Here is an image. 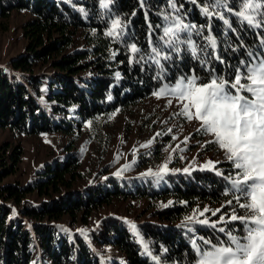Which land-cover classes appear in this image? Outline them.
Instances as JSON below:
<instances>
[{"label":"trees","instance_id":"trees-1","mask_svg":"<svg viewBox=\"0 0 264 264\" xmlns=\"http://www.w3.org/2000/svg\"><path fill=\"white\" fill-rule=\"evenodd\" d=\"M234 5L236 0H228L227 8H215L206 16L205 0H176L178 12L170 0H113L107 9L100 0H0V24L13 11L31 16L24 24L27 52L11 62L20 76L0 69V131L21 136L59 133L68 139L59 159L37 171L36 181L26 186L0 184V264H189L195 259L193 239L215 242L225 238L220 227L243 229L239 221L218 222L222 215L227 221L236 208L235 202L228 204L232 194L225 176L234 171L229 161L219 162L213 170L188 166L192 169L185 173L179 152L168 157L164 143L150 152L148 163L135 167L153 169L167 163L169 172L162 178L107 176L105 169L100 171L103 179L80 186L88 176L81 174L83 155L75 145L79 131L86 129L102 147V120L117 111L128 112L182 75L206 78L215 69V74L228 77L241 60L251 59L249 53H264V27L240 22L229 11ZM173 17L196 26L190 37L199 59L186 41L177 45L179 53L171 52L172 59L157 65L152 48L159 42L165 52L171 51L163 28ZM115 19L125 25L118 38L108 35ZM188 35L181 33L182 38ZM209 36L216 40L215 48ZM133 44L140 52H131ZM53 55L58 57L49 62L51 71L33 72ZM20 155L16 148L9 156V175ZM31 194L45 199L31 202ZM115 199L147 202L150 217L108 214L84 229L94 212L113 206ZM193 216L209 223L186 222ZM133 223L136 233L130 227ZM191 228L194 233L188 231Z\"/></svg>","mask_w":264,"mask_h":264},{"label":"snow or ice","instance_id":"snow-or-ice-1","mask_svg":"<svg viewBox=\"0 0 264 264\" xmlns=\"http://www.w3.org/2000/svg\"><path fill=\"white\" fill-rule=\"evenodd\" d=\"M112 3L113 0H100L101 7L105 9ZM205 3L207 6L202 7V12L206 16H212L215 8L228 7V0H205ZM170 4L175 11H179L176 0H170ZM229 11H233L242 23L256 28L264 27V0H236L234 9L229 8ZM215 14L219 16V12ZM165 19L169 17L165 16ZM220 19L229 24L223 16ZM124 26L120 19L113 20L108 35L118 38L123 34ZM195 27L184 23L181 17L171 18L170 26L163 28L164 43L171 51L165 52L157 42L152 48L154 63L159 65L161 60L172 59L171 52L179 53L177 45L186 41L192 56L199 59L190 37V30ZM181 33L189 35L182 38ZM208 40L211 47L215 48L216 40L211 36ZM131 52L136 54L140 49L133 44ZM249 56L251 59L241 60L228 77L215 74V69L206 78L198 74L182 75L174 84H166L155 93L158 99L168 98L169 105L173 98L176 99L181 105L178 114L189 122L198 121L200 128L197 131L214 138L209 143H215L223 150L225 159L234 169L225 179L230 183L229 191L232 194L228 204L235 202L236 208L227 221L222 215L218 222L239 221L243 229L220 227L218 231L225 238L215 242L204 237L198 238L200 243L193 239L195 259L189 264H264V53H249ZM140 58L143 59L144 54ZM204 167L216 169V164L209 161ZM183 171L188 173L189 169ZM168 172V164L165 163L158 172L149 170L146 175L162 178ZM217 175L223 173L217 170ZM207 211L204 209V212ZM212 215H216V212ZM186 222L209 223L206 219L197 220L195 216L187 217ZM211 226L215 228L216 222ZM130 227L136 233V225L133 223ZM144 248L147 252V244Z\"/></svg>","mask_w":264,"mask_h":264},{"label":"rangeland","instance_id":"rangeland-1","mask_svg":"<svg viewBox=\"0 0 264 264\" xmlns=\"http://www.w3.org/2000/svg\"><path fill=\"white\" fill-rule=\"evenodd\" d=\"M30 19L31 16L28 13L13 11L7 20L1 21L0 27H6V30L0 28L1 70L4 69L8 73L20 76L21 72L13 70L11 62L27 52L28 42L24 35V24ZM57 57V55H53L47 63L39 62L33 72L39 74L51 71L49 62ZM155 93L129 111L127 110L128 112L117 111L109 116L107 121L102 120L100 127V136L104 138L102 147L97 138H92L86 129L82 132L79 131V138L75 141V145L76 150L83 155L81 174L88 176V182L80 183V186L103 179V176L100 177V171L105 169L107 176L119 177L146 176L149 170L158 172L161 167L136 168V170L135 167L140 162L148 163L150 160L148 157H151L150 152L157 151L160 144L164 143H166L164 153L171 157L175 151H178L180 160L184 161L182 165L185 168L188 166L204 167L209 161L218 165L219 162L226 160L223 150H220L217 144L209 143L214 138L197 131L200 128L198 121L189 122L184 116L178 114L181 105L176 99L173 98L172 104L169 105L168 98L158 99ZM185 140H187L186 143ZM67 141L68 139L59 133L47 136H21L10 131H0V184L26 186L32 181H36L37 171H40L44 164L54 159L58 160L62 154L63 145ZM16 148L21 151L20 160L13 169L14 174L9 175L6 172V169L12 164L9 156ZM145 157L148 160H140ZM192 167L188 169L190 170ZM118 172L120 175H117ZM28 199L31 202L39 203L45 198L31 194ZM112 203L113 206L107 205L94 212L84 229L94 227L98 220L108 214L120 215L122 218L137 216L141 220H146L152 212L150 205H147V202L143 200L120 201L115 199ZM63 221L66 222V218ZM76 227L80 228V226ZM188 231L194 233L192 228Z\"/></svg>","mask_w":264,"mask_h":264}]
</instances>
